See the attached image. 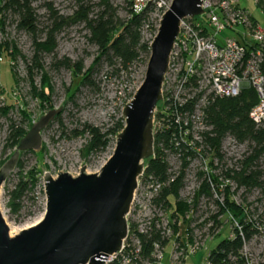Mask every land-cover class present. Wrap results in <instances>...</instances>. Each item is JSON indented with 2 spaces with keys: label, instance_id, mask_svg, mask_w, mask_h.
Wrapping results in <instances>:
<instances>
[{
  "label": "rangeland",
  "instance_id": "374dc122",
  "mask_svg": "<svg viewBox=\"0 0 264 264\" xmlns=\"http://www.w3.org/2000/svg\"><path fill=\"white\" fill-rule=\"evenodd\" d=\"M82 2L84 6H88L91 17L99 11L97 0ZM114 5L117 15L125 17L126 4L122 0H114ZM245 5L264 27V14L258 9L253 10L251 4ZM31 6L36 15L38 39H43L45 32L51 27H57L56 48L53 52H38L36 59L39 67H34L33 35L18 26L14 14L10 11L4 13L5 22L3 31H0V43H13L20 55L13 60L9 55L0 57V167L14 152L19 140L13 144V138L18 131L23 132L21 139L31 125L48 110L61 108L41 130L39 149L21 151L14 169L1 185L0 211L9 231L12 229V235L42 218L45 209V172L54 177L58 171L75 176L80 172L81 166L85 165L84 171L93 173L107 160L113 151L116 135L111 137L105 149L91 152L87 149L90 135L84 127L89 125L105 128L120 119L122 107L130 100L144 78L148 59L142 53L140 59L130 65L127 71L117 63L114 66L116 70L111 67L105 57H100L97 46L89 39V31L84 23L74 18V13L79 8L78 0H32ZM61 18L63 22L60 24L58 20ZM157 18L158 10L152 7L147 20L154 24ZM221 35L232 33L224 30ZM65 62L71 67L74 64L80 66L79 74H74ZM89 70V82L81 83L83 74ZM196 140L202 144V139ZM252 151L253 143L236 141L231 151L235 161L232 164L220 162L214 173L217 174L218 185H227L230 199L236 205L243 206L244 217L261 228V238L258 236L259 239L248 242L246 251L251 264H264V152L245 172L257 173L261 184L246 186L238 178L243 159ZM170 160L179 162L175 156L170 157ZM188 163L183 175L185 185L197 190L206 175H200L204 164L197 153H194ZM211 168L208 164V169ZM225 168L232 171L231 179L226 183L223 177ZM30 171L35 174V181L33 184L28 182L24 187ZM223 188V185L220 186V194L217 196L212 194L199 197L187 220L178 221L176 233L166 219L156 224L166 243L163 246H154V259L162 255L161 264H170V259L175 255L185 254L199 246L184 264H203L207 252L229 236V224L234 225V220L240 224V218L233 217L234 220L229 219V223L222 227L213 240H204L209 224L216 222L221 216L216 211V202L224 200ZM165 212L166 210L162 211L161 217H165ZM128 220L135 224L137 230H145L143 233L148 231L145 219L129 215ZM189 237L192 241H189ZM124 243L122 251L109 256L103 264H153L152 261L140 257V243L134 234H130ZM129 252L134 254V258L128 256Z\"/></svg>",
  "mask_w": 264,
  "mask_h": 264
},
{
  "label": "built area",
  "instance_id": "2783aa9c",
  "mask_svg": "<svg viewBox=\"0 0 264 264\" xmlns=\"http://www.w3.org/2000/svg\"><path fill=\"white\" fill-rule=\"evenodd\" d=\"M147 2L148 0H133L131 9L136 14L143 12L150 5L158 10V18L155 23L152 24L146 20L140 29L142 40L150 47V43L157 32L161 15L169 7L171 0ZM242 3L251 4L253 10L258 9L264 14V0H201V13L199 15L185 16L180 19L179 31L169 53L168 68L162 82L161 105H157L155 109V114L160 113L161 118L169 117L177 125L179 141L183 143L184 151L195 150V153L203 161L204 167L201 171L204 175L206 173L205 176H207L208 181L209 174L217 175L214 172L220 162L232 164L235 161L231 151L236 144V139L227 134L221 140L217 150L203 142V134L212 129L206 120V107L217 98L234 97L243 88L251 87L256 92L257 102L250 108L249 118L256 126L264 125V27L253 16L250 8L245 4L242 5ZM224 30L230 31L232 35L222 36L221 33ZM155 114L153 119L154 132L160 125L159 120L155 119ZM198 138L202 139L200 141L202 144L196 148L194 141H197ZM179 141L175 140V145H178ZM163 153L171 181L181 169L179 152L163 149ZM172 156H175L179 162L170 160ZM190 158L187 156L186 160L189 162ZM188 164L184 167V171ZM208 164L212 167L211 170L208 169ZM146 166V162H144L142 171L137 176L136 188L133 192L129 211L126 214L128 224L126 238L129 235V215L145 219L148 229L153 220L156 224L163 219L168 222L167 210L163 207L162 202L157 201L162 187L168 182L164 183L155 178L154 175L146 174ZM226 172L228 175L225 174ZM231 172L230 168H225V172H223L225 183L230 181ZM209 182L211 195L214 196L220 194V186H224L223 190L227 186L226 184L218 185V183ZM195 191V188L185 185L183 177V185L178 191V196L190 203V211L196 206L192 204ZM45 207L46 196L44 198ZM216 208V211L223 216L218 203ZM164 210H166V215L161 217ZM221 216L216 222L213 221L214 223L209 224L204 240L209 241L219 235L222 227L228 221L225 219V222H221ZM230 220H234L233 217H230ZM244 221L246 225H249L251 231L249 238H246L243 232L245 224H239L235 220L234 225L229 224L230 232L227 238L233 239L236 235L241 237L243 246L240 253L244 260L243 264H251L247 256L246 245L248 242L261 238L262 230L253 225L246 216ZM137 231L143 233L145 230ZM124 247L123 241L122 249ZM198 247H194L185 254L175 255L173 259L171 258L172 260L170 259V264H184L188 256L195 253ZM161 258L162 255L154 259L152 263L161 264ZM229 258L231 261L235 260V256H229ZM203 264H213L209 260V252L205 255Z\"/></svg>",
  "mask_w": 264,
  "mask_h": 264
},
{
  "label": "water",
  "instance_id": "95a60500",
  "mask_svg": "<svg viewBox=\"0 0 264 264\" xmlns=\"http://www.w3.org/2000/svg\"><path fill=\"white\" fill-rule=\"evenodd\" d=\"M151 0H148L149 3ZM201 0H171L150 43L142 82L122 107L124 124L112 153L93 173L43 175L46 207L35 224L10 235L0 211V264H103L122 249L137 176L153 154L155 109L180 19L201 13ZM61 108V107H60ZM50 109L19 140L0 167V188L21 151L41 145V130L59 109Z\"/></svg>",
  "mask_w": 264,
  "mask_h": 264
},
{
  "label": "trees",
  "instance_id": "16d2710c",
  "mask_svg": "<svg viewBox=\"0 0 264 264\" xmlns=\"http://www.w3.org/2000/svg\"><path fill=\"white\" fill-rule=\"evenodd\" d=\"M82 1L84 0H78L79 8L75 11L74 18L76 21L84 23L89 31V39L97 46L100 57H105L111 67H114L117 63L123 70L127 71L130 65L140 59L142 53H145L147 57L149 56L150 47L142 40L140 29L144 21L148 19V12L152 9L151 5L147 6L143 12L136 14L131 9L133 0H122L126 4V16L121 18L117 15L114 0H97L99 11L91 17L88 12V6H84ZM31 2L32 0H0V31H3L4 27V13L10 11L17 17L18 26L33 35L35 55L32 61L34 67H39L36 59L37 53L53 52L56 48L55 36L57 27H51L45 32L43 39H38L36 37V15L31 6ZM58 22L61 24L63 19H59ZM8 55L13 60V58L20 55V52L13 43L2 41L0 43V57ZM65 65L70 66L68 62H65ZM71 68L74 74H79L80 66L74 64ZM114 69L116 70L115 67ZM89 72L90 70L83 74L81 83L89 82ZM13 82H15L14 78ZM256 102V92L251 87H245L237 96L215 99L205 110L207 123L212 127L211 130L203 134V142L205 144L217 150L221 140L227 134L232 135L238 142L249 141L253 143L252 153L243 159L242 168L238 172V178L246 186H257L261 184L258 180L257 173L254 171L245 174L253 161L264 152V125L256 126L248 115L250 108ZM158 104L161 105L160 102ZM161 116L160 113L155 114V119L159 120L160 125L154 132V155L145 161L147 165L145 173L154 175L155 178L164 183L168 182L162 187L157 201L162 202L163 207L168 210V223L172 227L173 232L176 233L178 221L180 219L183 222L186 221V216L191 209L190 203L179 198L178 191L183 185L184 167L188 163L186 157H192L195 150L185 152L183 143L179 141L177 125L169 117L161 118ZM123 124L124 119L121 116L112 126H106L105 128L85 126L84 130L90 135L87 142V149L91 152H98L105 149L111 137L122 129ZM22 135L23 132L18 131L14 135L13 144L20 140ZM175 140L179 141L178 145H175ZM194 144L196 148L200 145L198 141H194ZM163 149L179 152L181 169L179 174L171 181L169 180L170 175L167 170L168 165ZM201 174L204 175L202 171ZM225 174L228 175L227 172ZM26 179L28 180L24 182V187L28 182L33 184L35 181L33 171H30ZM209 181L216 184L219 183L217 176L212 174H209ZM209 181L207 176H204L193 196V205L197 204L201 195H211ZM229 193V189L226 187L224 189L223 202L219 203L217 201L220 212L223 213L220 221L223 222L227 218V222L229 223L230 217H239V222L245 224L243 206L236 205L230 199ZM243 232L245 237L249 238V234H251L249 225H244ZM130 234H134L139 240L141 249L138 253L140 257L149 261L154 260V246L156 244L163 246L166 243V239L161 235V231L156 228L155 220L151 221L146 233L137 231L135 224L129 223ZM189 241H191L190 237ZM242 246L243 240L239 235H236L233 239L224 238L214 248L208 251L209 260L213 264H243L244 260L240 253ZM127 254L131 258H134L132 252ZM229 256H235V260L231 261Z\"/></svg>",
  "mask_w": 264,
  "mask_h": 264
},
{
  "label": "bare ground",
  "instance_id": "6f19581e",
  "mask_svg": "<svg viewBox=\"0 0 264 264\" xmlns=\"http://www.w3.org/2000/svg\"><path fill=\"white\" fill-rule=\"evenodd\" d=\"M10 235H12V229L9 231Z\"/></svg>",
  "mask_w": 264,
  "mask_h": 264
}]
</instances>
